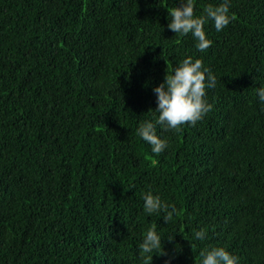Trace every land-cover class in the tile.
<instances>
[{
  "label": "trees",
  "instance_id": "trees-1",
  "mask_svg": "<svg viewBox=\"0 0 264 264\" xmlns=\"http://www.w3.org/2000/svg\"><path fill=\"white\" fill-rule=\"evenodd\" d=\"M182 2L0 0V264H149L150 226L171 264L214 246L264 264V0H229L204 51L167 27ZM221 2L194 0V14ZM186 56L216 76L211 110L157 126L169 143L153 153L136 130ZM148 190L175 205L170 221L144 212Z\"/></svg>",
  "mask_w": 264,
  "mask_h": 264
},
{
  "label": "clouds",
  "instance_id": "clouds-1",
  "mask_svg": "<svg viewBox=\"0 0 264 264\" xmlns=\"http://www.w3.org/2000/svg\"><path fill=\"white\" fill-rule=\"evenodd\" d=\"M169 23L167 27L175 34H189L195 40V47L204 51L211 40L208 38L204 25L211 21L217 32L221 31L234 18L230 12L229 0L204 8L203 15L194 14V0H183L181 4L168 11ZM216 84V76L205 67L201 58L186 56L179 61L169 74L168 69L162 82L152 90L156 95V107L158 115L155 120H145L139 124L137 133L139 137L151 146V152L160 153L168 147V140L157 132V126L163 130H177L187 123L195 124L211 110L206 90ZM258 100L264 104V86L257 90ZM143 210L145 213L163 212V219L168 222L176 212L175 205L162 200L159 194L151 190L143 194ZM163 235L150 226L143 235L138 245L139 257L143 260L153 258L154 254L166 256L165 264H171L172 257L167 255L163 246ZM196 240L203 241L206 238V230L200 228L195 231ZM169 241L172 234L167 235ZM163 249V250H161ZM150 260V261H151ZM149 261V264H150ZM199 264H240L239 257L224 246H214L200 253Z\"/></svg>",
  "mask_w": 264,
  "mask_h": 264
}]
</instances>
